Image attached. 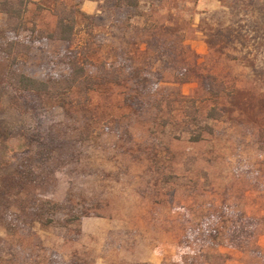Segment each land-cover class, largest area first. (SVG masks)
Listing matches in <instances>:
<instances>
[{
    "label": "rangeland",
    "instance_id": "rangeland-1",
    "mask_svg": "<svg viewBox=\"0 0 264 264\" xmlns=\"http://www.w3.org/2000/svg\"><path fill=\"white\" fill-rule=\"evenodd\" d=\"M101 1L82 15V0H0V264H222L224 248L264 264V0H212L201 56L181 43L198 0ZM71 10L95 92L68 80ZM22 75L49 92H20ZM181 97L223 114L200 142L162 127L183 120Z\"/></svg>",
    "mask_w": 264,
    "mask_h": 264
},
{
    "label": "trees",
    "instance_id": "trees-1",
    "mask_svg": "<svg viewBox=\"0 0 264 264\" xmlns=\"http://www.w3.org/2000/svg\"><path fill=\"white\" fill-rule=\"evenodd\" d=\"M140 4V0H115V6L122 8L123 6L129 8H138ZM8 13L15 14L14 10L11 12L7 11ZM20 15V14H19ZM86 15V14H82ZM76 26V14L73 10L69 12V14L62 20H60V39L64 42H67L70 46V56H71V74L68 77L72 86H77L80 82L86 84V88L88 91L95 92L96 87H101L105 83L104 81L95 80V76L89 74L86 69L87 60L86 58L82 59V62L79 60V53L75 52L72 48L73 40L75 38L74 29ZM157 52H161V55L168 50L167 47L163 46L162 44L155 46ZM72 51V52H71ZM161 61V60H160ZM182 81V80H180ZM180 81L176 80V83H181ZM139 82V81H138ZM137 82V83H138ZM106 85V84H105ZM17 90L23 93H32L38 95H44L49 92V84L44 81H40L38 79L22 75L20 77ZM180 103H187L182 108V117L178 123H171V121H164L162 127L165 131L174 139L178 140L182 138L184 131L182 130V125H187L191 127V129H196V134H192L189 138V141L192 143H197L203 140V133H213V123L219 121L223 114L217 105H213L205 115L201 114V111L196 107L197 101L192 98H184L181 97L179 100ZM204 124V125H203ZM48 206L47 212L56 213L57 204L47 202ZM45 205V206H46ZM204 239H217L218 238V231L215 229H211L207 226H203L202 228Z\"/></svg>",
    "mask_w": 264,
    "mask_h": 264
},
{
    "label": "crops",
    "instance_id": "crops-1",
    "mask_svg": "<svg viewBox=\"0 0 264 264\" xmlns=\"http://www.w3.org/2000/svg\"><path fill=\"white\" fill-rule=\"evenodd\" d=\"M141 3V2H140ZM102 1L101 0H82L81 3V10L83 13L87 14V15H98L100 13H102ZM216 4L215 1L212 0H198L196 3L193 4V9L190 11H193L196 14V18L192 19V21H194V24H192V27H194V34L192 37L187 38L185 41H182L181 43L183 45H189L191 47V49L198 55H205L208 52V47L206 45V42L204 41V39L202 38V33L201 31H199V23L202 21L203 17L207 14H210L211 12L215 11L216 9ZM115 10H120V7H116L114 4ZM117 8V9H116ZM122 8H128L129 7H125L123 6ZM141 11L144 14H160V13H168L170 12V8L167 7L166 10H161L159 7L156 10L151 9V6L148 5L147 7H142L140 6ZM182 11V10H181ZM184 12V11H183ZM157 16V15H156ZM164 16H162V18L158 17V20H162ZM143 20V29H145V26H147L148 21L146 19V17H142ZM161 23L156 24V26L158 28L161 27ZM147 30V29H146ZM157 31V29H150L148 28V31ZM162 41L160 39V35L157 33L156 36V42L155 45H159L161 44ZM148 42L144 43V46H147ZM157 54V51H156ZM258 245L264 249V234L260 237ZM222 253L224 254H228V258L222 263V264H244L242 261V254L234 249L231 248H224L221 250ZM158 259V258H157ZM154 259L152 261H155V263H159L161 260H157ZM211 264V263H209Z\"/></svg>",
    "mask_w": 264,
    "mask_h": 264
}]
</instances>
